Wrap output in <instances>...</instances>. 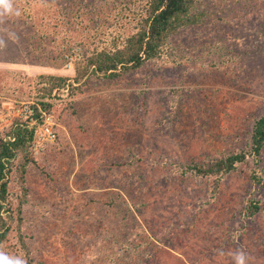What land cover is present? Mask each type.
I'll return each instance as SVG.
<instances>
[{"label": "rangeland", "instance_id": "rangeland-1", "mask_svg": "<svg viewBox=\"0 0 264 264\" xmlns=\"http://www.w3.org/2000/svg\"><path fill=\"white\" fill-rule=\"evenodd\" d=\"M203 2L212 15L172 35L169 50L181 55L183 47L217 35L221 41L216 54L229 51L241 59L235 64L218 56L215 70L231 66L233 78L218 73L198 84L194 75L184 72L194 61L172 64L169 59L170 64L152 61L129 75L87 74L77 82L76 67L82 66L84 52L100 49L114 33L98 34L93 42L92 0L88 12L71 17L61 10L82 7L80 0H15L20 15L0 25V39L6 44L0 47V130L14 119L29 118L30 105L50 117L55 137H41L43 117L33 149L38 154L48 145L43 149L49 150L51 160L46 168L29 174L27 201L40 210L49 208L51 216L43 219L27 204L22 231L35 232L41 264H99L113 253L114 264H233L228 253L237 249L249 255V264H264V151L224 175L218 195L212 192L211 178L176 172V166L192 160L204 162L235 150L245 153L252 123L264 115V0ZM40 74L65 77V85L43 99L38 96L43 86ZM174 86L186 95L178 96L170 117L166 90ZM39 100L52 105L43 109ZM51 167L60 184L56 187L45 176ZM127 171L135 172L136 179L152 180L146 193L137 181L126 191L116 186L128 177L123 174ZM65 185L74 193L68 199L61 197ZM113 188L123 192L137 224L122 223L117 214L104 215L89 200ZM253 199L259 200L262 211L246 220ZM11 201L16 212L20 200L12 194ZM129 228L138 235L136 254L119 252L110 238L129 236ZM17 236L13 228L4 251L22 253L15 248L20 244ZM68 238L70 248L63 244Z\"/></svg>", "mask_w": 264, "mask_h": 264}, {"label": "trees", "instance_id": "trees-1", "mask_svg": "<svg viewBox=\"0 0 264 264\" xmlns=\"http://www.w3.org/2000/svg\"><path fill=\"white\" fill-rule=\"evenodd\" d=\"M203 1L205 0H94V2L92 0V4L94 5V12L92 14H95L92 21V29H94L93 37L95 39H93V42L96 41L98 34L103 36L107 32L114 33H112L111 41L103 45L100 49L92 50L90 53L88 51L84 52L83 59L80 61L82 66L80 67L78 65L76 67L77 74L74 80L78 82L87 74L97 73H102L105 77L110 78L122 74L129 75L146 63L149 64L152 61L157 63L169 62V60L172 64H186L189 61H194L195 65L188 64L189 66L184 69V72L188 76L194 75L198 84L203 83L204 80L212 79L218 73L222 74L224 79L227 77L233 78L234 71L231 66L215 70L219 61L218 56L229 57V60H233L235 64H238L237 59H241V56L237 53L236 55L233 53V55H229V51L216 54V45L218 43L220 44L221 41L217 35H212L208 39L190 44V48L183 47L184 52L181 55H177L176 52L169 50V40L172 35L181 29L193 25H200V23L207 20L208 15H212L210 10L203 7ZM80 4L82 7L77 5L73 10L63 9L61 12L69 17L75 12L77 15H81L82 11L86 12L88 10L90 3L89 0H80ZM98 17L102 19L100 20ZM97 42H102V39L99 38ZM167 64H170V62ZM244 64L243 62L242 65ZM159 69L161 70L162 67L159 66ZM235 75L237 79L243 76L238 71L235 72ZM38 78L43 84L40 87L41 93L38 96L43 99L50 97L54 88L64 87L66 81L65 77L51 74H40ZM166 91L170 94V98L168 99L170 111L167 116L171 117L174 114L173 112L175 110L172 108L175 107L178 96H184L186 94H182V90L178 86H174ZM39 104L43 109L51 107L52 105V103L46 100H39ZM30 106L32 112L29 118L34 119L33 124H30L29 118L24 120L17 118L4 129L0 130V248H3V250L6 249L4 242L12 233L13 228H16L17 238L20 244L17 243L15 248L22 251L20 255L26 259L27 264H41L40 249L34 243L35 232H29L30 235L28 233L26 235L22 231L26 225V217L24 214L29 213L25 210L27 204L28 208L30 205L31 210H29L31 213L36 211V215L43 219L51 216L49 208L40 210L36 203L27 201V193L30 190L28 186L30 183L29 180L31 179L32 181L31 175L29 174L34 169L46 168L48 165L46 162L50 163L49 161L51 159H48L50 156L47 155L49 150L46 151V149H43H48V145L40 151H45L44 153H34V142L37 137L35 129L43 122V115L37 105ZM164 120L166 121L163 126L168 128V117ZM263 151L264 115H261L252 123L250 148L245 153L235 150L231 153H226L225 156L211 158L204 162L192 160L191 163L186 165L176 166V172L184 176L190 175L199 179L203 177L211 178L213 182L212 192L214 195H218L219 192L217 190L224 175L233 171L248 156L259 158ZM44 172L45 176L49 180L52 179L55 183V187L60 185L52 175L54 167ZM123 174H126L128 177L115 182L119 188H123L124 190L127 188L130 190L136 181L141 185L140 190L142 193H146L150 188V185L147 184L152 182L151 179L149 181L136 179L135 172L130 171ZM258 183L263 185L262 178H258ZM64 187L65 189L61 193V197L63 199L72 197L74 193H72L69 186L65 185ZM129 192L127 191V193ZM12 194L19 198V203H21L19 207L15 208L16 212L11 209ZM84 194L86 195V192ZM81 195L83 196L82 192L79 195L82 200ZM89 200L94 201L98 208L103 209L102 212L104 215L117 214V218L122 223L137 224V217L131 211L133 207L128 205L127 199L122 191L113 188L109 192L102 194L100 198L91 197ZM92 201L91 203H93ZM258 201L257 199H253V201L251 200L249 202L251 209L248 207V211L244 215L246 220L253 219L256 214L262 211L261 206L258 205ZM82 204H84L83 200ZM134 207L137 208V205H134ZM130 229H126L125 231L128 232L129 236L123 238L116 234L112 237V233L110 238H113V243L118 247L119 252L124 253L130 251L136 254L138 252H136L138 248L136 237L138 235L135 234L133 229ZM31 234L33 235L32 239L28 237V235L32 236ZM27 237L31 241H27ZM63 244L70 248L72 241L68 238L63 241ZM101 261L99 264H114V253L105 255Z\"/></svg>", "mask_w": 264, "mask_h": 264}, {"label": "clouds", "instance_id": "clouds-1", "mask_svg": "<svg viewBox=\"0 0 264 264\" xmlns=\"http://www.w3.org/2000/svg\"><path fill=\"white\" fill-rule=\"evenodd\" d=\"M15 0H0V25H3L6 19L13 16H19L20 12L14 7ZM14 33H9V36H14ZM0 47H6L5 42L0 39ZM220 256L225 253L221 250ZM231 256L233 264H249L250 257L243 249H237L228 253ZM0 264H27V261L21 255L11 254L0 248Z\"/></svg>", "mask_w": 264, "mask_h": 264}, {"label": "built area", "instance_id": "built-area-1", "mask_svg": "<svg viewBox=\"0 0 264 264\" xmlns=\"http://www.w3.org/2000/svg\"><path fill=\"white\" fill-rule=\"evenodd\" d=\"M43 117L45 118L46 125H43L41 128V137H44V139L51 140L53 138V133L49 122L50 117H48L45 113Z\"/></svg>", "mask_w": 264, "mask_h": 264}]
</instances>
